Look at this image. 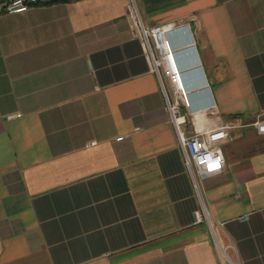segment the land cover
I'll return each mask as SVG.
<instances>
[{
    "label": "crops",
    "instance_id": "1",
    "mask_svg": "<svg viewBox=\"0 0 264 264\" xmlns=\"http://www.w3.org/2000/svg\"><path fill=\"white\" fill-rule=\"evenodd\" d=\"M131 7L147 26L179 23L168 35L191 102L180 127L225 126L221 172L192 177ZM257 120L264 0L1 12L0 264H264Z\"/></svg>",
    "mask_w": 264,
    "mask_h": 264
},
{
    "label": "built area",
    "instance_id": "2",
    "mask_svg": "<svg viewBox=\"0 0 264 264\" xmlns=\"http://www.w3.org/2000/svg\"><path fill=\"white\" fill-rule=\"evenodd\" d=\"M38 1L0 0V13L25 11ZM130 16V25L137 30L136 35L143 44L150 70L157 75L165 94L170 118L177 129L184 159L192 177L196 182L197 174L209 175L221 172L224 169L225 156L219 142L228 136L225 126L197 129L190 135L185 134L180 127V124L186 120V115L181 112V104L190 108L191 102L183 79V70L176 57V49L168 35L170 30L179 26V23L174 20L147 26L135 7H131ZM166 79L173 88L175 95L173 100L168 96ZM256 124L258 129L264 132V120H257ZM205 214L208 216L206 211ZM246 217V215L241 216L242 219Z\"/></svg>",
    "mask_w": 264,
    "mask_h": 264
}]
</instances>
